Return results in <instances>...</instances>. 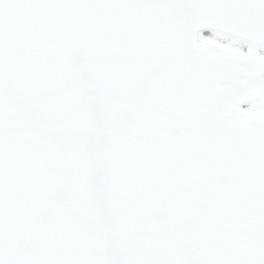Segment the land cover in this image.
<instances>
[{
	"label": "snow or ice",
	"instance_id": "snow-or-ice-1",
	"mask_svg": "<svg viewBox=\"0 0 264 264\" xmlns=\"http://www.w3.org/2000/svg\"><path fill=\"white\" fill-rule=\"evenodd\" d=\"M0 264H264V0H0Z\"/></svg>",
	"mask_w": 264,
	"mask_h": 264
}]
</instances>
